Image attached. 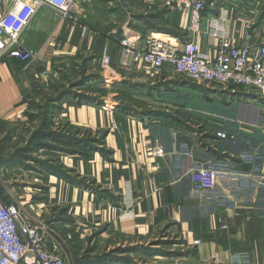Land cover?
I'll list each match as a JSON object with an SVG mask.
<instances>
[{
	"label": "crops",
	"instance_id": "obj_1",
	"mask_svg": "<svg viewBox=\"0 0 264 264\" xmlns=\"http://www.w3.org/2000/svg\"><path fill=\"white\" fill-rule=\"evenodd\" d=\"M96 1L78 0L90 14L94 13L91 4ZM161 2L152 0L155 9L140 13L143 17L138 25L127 22L134 28L125 22L122 36L147 31L163 34L159 32L163 28L181 31L183 15L167 10ZM205 5L202 28L210 29L217 20L237 43L242 42L245 29L253 41L263 40L264 11L259 1L206 0ZM110 22L105 21L107 29L88 25L89 32L81 38L76 30L68 31L58 13L42 7L23 32L24 43L37 52L36 61L27 64L8 57L0 59V198L5 203L22 205L29 214L51 219L56 225L80 227L82 223L91 227L95 238L109 242L107 249L120 244L146 246L161 239L174 240L165 244L167 250L191 252L175 257L178 263L230 264L234 253L246 252L250 264H264V138L260 128L264 103L253 96L235 97L244 101L238 117L221 112L224 116L219 126L202 127L199 133L182 128L176 120L124 111L117 107L119 100L115 97H101L102 105L64 98L45 129L66 127L77 130L79 137H102L100 148L85 153L74 146L72 149L78 153L23 149L39 126L34 125L32 131L20 137L15 132L21 129L18 123L27 127V121L33 119L27 118L22 97L44 88L39 85V72H50L57 57L95 53L100 59L106 54L110 66L100 74L113 83L126 78L150 85V81L164 77L165 71L151 75L153 79L145 76L141 72L148 70L145 67L126 70L131 74L126 76L117 64L121 29ZM162 37L173 41L171 36ZM174 38L184 41L189 35ZM194 38L203 50L210 49L205 38ZM47 39L51 43L62 39L61 49L53 51L51 43L46 46ZM170 79L168 82L176 87L182 85ZM113 95H117L116 90ZM216 131H225L226 139L215 135ZM38 141L54 143L49 138ZM156 147L163 148L165 155L155 157L152 152ZM53 153H57L59 164L72 170L69 176L74 181L48 172L38 162L51 163ZM208 162L220 169L215 187L194 191L191 174ZM59 208H67V218L61 215L62 219L55 220L56 216L48 214L58 215ZM61 235L68 253L70 235L67 231V237ZM150 258L153 264H167L164 262L169 257Z\"/></svg>",
	"mask_w": 264,
	"mask_h": 264
},
{
	"label": "built area",
	"instance_id": "obj_2",
	"mask_svg": "<svg viewBox=\"0 0 264 264\" xmlns=\"http://www.w3.org/2000/svg\"><path fill=\"white\" fill-rule=\"evenodd\" d=\"M205 2L162 0L164 8L183 15V31L189 39L169 41L162 37L166 34L153 31L123 35L117 41L119 68L134 71L145 67L153 75L172 71L192 82L232 84L264 97V38L255 42L245 29L242 42L237 43L217 20L210 29L202 28ZM42 7L58 13L68 31L76 30L81 38L89 32L85 23L86 8L78 0H0V59L8 57L27 64L36 61L37 52L24 43L23 32ZM196 36L205 38L210 49L203 50ZM48 40L46 46L51 43ZM62 43V39H57L49 48L57 51ZM100 62L102 69H106L111 59L103 54ZM38 77L39 85L45 88L49 84V70H41ZM22 103L26 109V102ZM260 128L264 138V122ZM215 135L227 137L225 131H216ZM152 153L155 157L165 155L161 147H156ZM193 172V190L210 191L215 187L220 169L208 162ZM249 258L246 252L234 253L230 264H250ZM66 260V239L53 220L33 216L19 205L5 203L0 198V264H67Z\"/></svg>",
	"mask_w": 264,
	"mask_h": 264
},
{
	"label": "rangeland",
	"instance_id": "obj_3",
	"mask_svg": "<svg viewBox=\"0 0 264 264\" xmlns=\"http://www.w3.org/2000/svg\"><path fill=\"white\" fill-rule=\"evenodd\" d=\"M240 1L246 2L249 0ZM253 1L254 3L259 1L264 11V0ZM91 6L94 13L90 14V12L86 10L85 23L87 25L107 29L105 21H112L115 23L118 30L121 29V26L125 22L127 23L131 21L132 24L138 25L140 19H135L131 16L135 15L134 13L144 14L154 10L156 7L155 4L152 3V0H97L96 3H92ZM91 15L93 19L91 18ZM140 27L141 26H139V28ZM180 28L181 31L184 30V27ZM160 31L161 30H159V32ZM167 36L174 38L170 33ZM100 70H102L101 62L98 55H95V53H83L82 55L75 54L70 57H57L50 69L49 84L45 88L41 87L42 89L34 91L33 94L30 93V95L27 96L28 101L30 102V108L27 107L24 111L28 119L31 115L33 119L27 121V123H29L27 127H25V123H18L17 126L21 125V129L18 131L15 130V132L20 137L23 133L27 134L34 125L40 126L44 120H49L48 123H51L53 114L59 110L58 103L64 98H72L76 100L75 95L77 93L95 94L103 98H107L108 96L112 100H116L115 98H117L119 100L118 102L129 105L137 110L135 113L141 117L145 116L143 114L149 110H162L169 113V118L178 119V123H182L180 125L182 128H185V125L192 129L194 128L195 130L198 128L202 129V127L205 126H219L221 119L223 118L222 116H224L221 112L230 113L232 115L234 113L235 116L238 117L239 110L243 107L244 101L235 98L241 97L236 94L243 92L244 96H248L254 93L251 89H242L232 84L219 86L216 84L200 83L201 86L197 88L188 84L176 87V84L173 82H168L167 79H169V76L171 78L170 81L174 80L176 83H181L183 81L182 79L185 78L172 71H165L164 77L161 76L162 78L160 79L150 81L149 83H151V86L146 84L147 86H142L144 87L143 89L135 90L127 87L125 88L124 86L116 87L114 83L110 81L109 77H107L109 78L107 81L103 78H88L92 75H101ZM124 72L126 73V76L131 75L126 71ZM141 72L145 74V76H149L151 79L154 78L151 76L153 74L148 70L143 69ZM82 80L84 84L77 86L76 84L82 82ZM85 80L88 81L85 82ZM115 90L117 92L116 96L113 95ZM60 94H62V96L59 99H53ZM222 95H227V97L224 98L227 101V104L223 102ZM36 108L38 110H35ZM32 112L35 115L32 114ZM53 125L54 124H52L51 127L55 126ZM60 129L61 128L56 129V127H54L55 131ZM56 155L57 153H53L52 157L57 159ZM19 206L23 207L22 205ZM56 208L57 207L54 209ZM65 210H67V208H59L57 213L65 215L64 217H66ZM48 214H50V216H58L57 214ZM80 225V227H77V225L65 226V224L62 225L60 223L56 225L60 233L65 235L67 231L70 235L66 263L78 264V262H81L82 264H88L89 262H94V264H117L114 261H110L107 258L109 256L104 257L105 252L111 249V246L109 249L106 248L109 242H100L97 237L95 238V231L93 228H89L82 223ZM164 241L169 240L161 239L154 243H165ZM154 243L147 245L149 249H155L153 247L167 249V245L165 244ZM89 247H92V251L86 253V248ZM126 255L134 258L136 261H138V259L147 258V262H145L146 264L154 263L151 261L152 258H150V255H146L144 252H136ZM166 259L169 260H165L164 263L167 264H174V262H177L175 261L176 258ZM176 264L181 263L177 262Z\"/></svg>",
	"mask_w": 264,
	"mask_h": 264
},
{
	"label": "trees",
	"instance_id": "obj_4",
	"mask_svg": "<svg viewBox=\"0 0 264 264\" xmlns=\"http://www.w3.org/2000/svg\"><path fill=\"white\" fill-rule=\"evenodd\" d=\"M206 8V5L204 6ZM204 10V9H203ZM135 15H131L133 16L135 19H141L143 17L142 14L140 13H134ZM136 16V17H135ZM129 26L131 25L130 23L128 24ZM132 26V25H131ZM134 27V26H132ZM161 31H163L164 33H170L173 36H176L178 38H183L186 35V32L184 31H175L172 29H160ZM119 36L122 37V30L119 31ZM119 39V38H118ZM118 41V40H117ZM88 78H92V79H102L103 76L102 75H92L89 76ZM183 81L179 84L185 85L188 84L190 86H193L194 88L200 87V83H196V82H192L190 80L187 79H182ZM186 80V81H184ZM88 80H85V82ZM84 84L83 80L82 82L76 84L78 85H82ZM114 85L117 86H124L125 88H131V89H142L144 87L142 86H147L145 83H138V82H133L130 79H126L123 78L122 80L115 82ZM151 86V85H149ZM148 86V87H149ZM153 88V87H151ZM242 88V87H240ZM243 89V88H242ZM35 90V89H34ZM237 96H242L244 95V93H237ZM62 96V94L58 95L57 97L53 98L54 100L59 99ZM225 95H222V98H224ZM249 96H253L255 98H257L258 100L262 101L264 103V97H261L255 93L250 94ZM76 101L78 103H93V104H98V105H102L103 103V99L95 94H86V93H77L75 95ZM120 99V98H119ZM22 102H26L27 107L30 108V102L28 101V98H25L24 101ZM117 107L123 109L124 111H134L135 109L129 105H125L121 102L117 103ZM137 111V110H135ZM29 112V111H27ZM30 113V112H29ZM143 115L147 116V117H151V118H165V119H169V120H176L178 121V119H172L169 118L170 115L169 113H166L165 111L162 110H149L147 112H145ZM29 116V115H28ZM32 117V115H31ZM31 117L29 118V120L31 119ZM179 124V123H177ZM182 123H180L179 125H181ZM187 124V123H186ZM184 125V124H183ZM49 127V123L48 121H43V123L37 127L32 133L31 136L27 142V146L25 148H23L24 150H30V148H43V149H49L52 150L54 152L59 151V152H65V153H78L80 151V153H85L87 151L90 150H94L95 148H100V144H103V138L102 137H98L96 139H92L89 136H85V137H79L77 135L78 131H74L71 128H66L64 127L63 129H60L58 131L55 130H46L45 128ZM185 128H187L188 130H194L193 128H190L188 126H185ZM196 131L201 132V128L196 129ZM40 138H49L51 141H53L54 143H50V142H39L38 139ZM74 146V148H79V151L77 149H72V147ZM38 162L44 166V168L51 173L56 174L59 177L62 178H66L69 181H74L73 177L69 176V173L72 172V170L66 169L64 168L61 164L58 163V161H56V159L51 160L49 163V161L46 160H40L38 159ZM80 184H82L81 182H79ZM58 219L55 220H60L62 219L61 215L58 213V216L56 217ZM51 220V219H50ZM165 243H157V244H172L175 243L174 240L172 241H164ZM154 243V244H156ZM92 247L86 248V253L91 252ZM136 252H144L146 255H164L166 257L169 258H175L178 256H186L189 255L191 252L189 251H184V250H179V249H175V250H163V249H159V248H155V249H149V247L146 245H142V244H126V245H118L115 246L111 249H109V251L105 252V256H109L107 257L110 261H114L117 264H146L145 262H147V258L146 259H138V261H136L134 258H131L129 256H127L126 254H131V253H136ZM94 264V262H89L88 264ZM78 264H82L81 262H78ZM84 264V263H83ZM181 264H186V263H181Z\"/></svg>",
	"mask_w": 264,
	"mask_h": 264
},
{
	"label": "water",
	"instance_id": "obj_5",
	"mask_svg": "<svg viewBox=\"0 0 264 264\" xmlns=\"http://www.w3.org/2000/svg\"><path fill=\"white\" fill-rule=\"evenodd\" d=\"M103 79L106 80V79H108V78H106V77L103 76Z\"/></svg>",
	"mask_w": 264,
	"mask_h": 264
},
{
	"label": "bare ground",
	"instance_id": "obj_6",
	"mask_svg": "<svg viewBox=\"0 0 264 264\" xmlns=\"http://www.w3.org/2000/svg\"><path fill=\"white\" fill-rule=\"evenodd\" d=\"M131 39H134V38H131ZM166 39V38H165Z\"/></svg>",
	"mask_w": 264,
	"mask_h": 264
}]
</instances>
